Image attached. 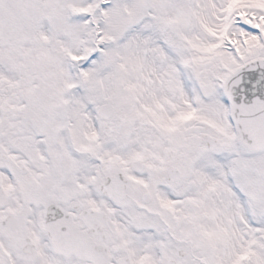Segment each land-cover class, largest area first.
<instances>
[{
  "label": "snow or ice",
  "instance_id": "obj_1",
  "mask_svg": "<svg viewBox=\"0 0 264 264\" xmlns=\"http://www.w3.org/2000/svg\"><path fill=\"white\" fill-rule=\"evenodd\" d=\"M0 264H264V0H0Z\"/></svg>",
  "mask_w": 264,
  "mask_h": 264
}]
</instances>
